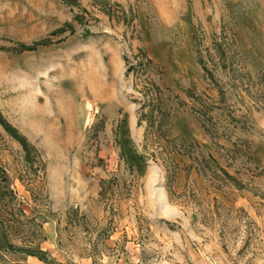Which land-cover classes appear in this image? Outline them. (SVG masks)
<instances>
[{"label": "rangeland", "instance_id": "obj_1", "mask_svg": "<svg viewBox=\"0 0 264 264\" xmlns=\"http://www.w3.org/2000/svg\"><path fill=\"white\" fill-rule=\"evenodd\" d=\"M0 244L264 264V0H0Z\"/></svg>", "mask_w": 264, "mask_h": 264}, {"label": "trees", "instance_id": "obj_2", "mask_svg": "<svg viewBox=\"0 0 264 264\" xmlns=\"http://www.w3.org/2000/svg\"><path fill=\"white\" fill-rule=\"evenodd\" d=\"M132 159V164H136L137 163V156H134L133 158H131ZM12 247V246H11ZM11 247H6V248H11ZM3 248H5L2 244H0V249H3Z\"/></svg>", "mask_w": 264, "mask_h": 264}]
</instances>
